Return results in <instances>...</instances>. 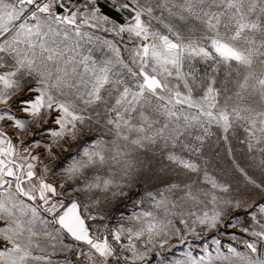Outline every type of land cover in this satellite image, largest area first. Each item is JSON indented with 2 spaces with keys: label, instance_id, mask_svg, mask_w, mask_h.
<instances>
[{
  "label": "snow or ice",
  "instance_id": "1",
  "mask_svg": "<svg viewBox=\"0 0 264 264\" xmlns=\"http://www.w3.org/2000/svg\"><path fill=\"white\" fill-rule=\"evenodd\" d=\"M154 261L264 264V0H0V264Z\"/></svg>",
  "mask_w": 264,
  "mask_h": 264
},
{
  "label": "rangeland",
  "instance_id": "2",
  "mask_svg": "<svg viewBox=\"0 0 264 264\" xmlns=\"http://www.w3.org/2000/svg\"><path fill=\"white\" fill-rule=\"evenodd\" d=\"M136 210L139 211L138 208L134 209L133 205L131 203V201H123L120 204H117L113 209L112 212L116 214V219H120L122 216L126 217L132 214V211ZM229 232H231L232 230L229 229ZM211 235H213L212 233H209L207 235V237L203 238V239H196L193 237H189L188 239L192 241L193 243V250L196 253L200 252V249L204 246V244L207 242L210 244V237ZM220 239L225 242H231V237L229 235H225L220 237ZM173 243L178 244L177 241H173ZM237 244H239V242H236ZM187 247V245H178V247L174 248L171 252H165V256L175 260V259H180L182 257V253L185 250V248ZM62 258V257H60ZM155 264V261H154Z\"/></svg>",
  "mask_w": 264,
  "mask_h": 264
}]
</instances>
